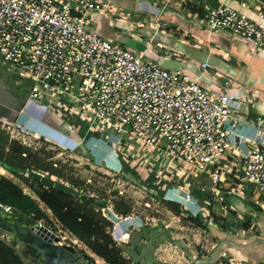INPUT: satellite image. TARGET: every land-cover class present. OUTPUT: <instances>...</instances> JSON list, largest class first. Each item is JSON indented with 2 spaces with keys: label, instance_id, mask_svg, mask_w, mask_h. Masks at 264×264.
<instances>
[{
  "label": "built area",
  "instance_id": "2783aa9c",
  "mask_svg": "<svg viewBox=\"0 0 264 264\" xmlns=\"http://www.w3.org/2000/svg\"><path fill=\"white\" fill-rule=\"evenodd\" d=\"M103 18L116 19L109 0H0V68L17 81H28L27 100L79 121V144L87 149L147 162L156 182L159 174L169 176L184 167L216 170L231 157L236 182L227 194L251 195L254 207H264V148L238 149L232 139L240 125L264 135V117L246 121L228 111L226 96L213 97L185 74L166 71L141 53L102 38L98 27ZM197 21L207 32L227 31L250 40L254 53L264 51V14L256 23L238 10L218 6ZM201 68L207 70L205 64ZM2 126L34 137L15 125ZM218 183L211 175V193L219 195ZM0 209L12 213L8 206L0 204ZM36 223L79 253L77 242ZM213 264L241 263L227 257Z\"/></svg>",
  "mask_w": 264,
  "mask_h": 264
},
{
  "label": "crops",
  "instance_id": "0c3cea01",
  "mask_svg": "<svg viewBox=\"0 0 264 264\" xmlns=\"http://www.w3.org/2000/svg\"><path fill=\"white\" fill-rule=\"evenodd\" d=\"M109 1L116 19L103 18L100 21L98 33L102 38L141 53L166 71L185 74L213 97L226 96L228 111L246 121L264 117V51L254 53L250 40L233 37L227 31L207 32L197 21L208 9L226 6L242 12L251 21L262 23L264 3L257 0ZM160 24L167 27L157 29ZM203 64L207 70L201 68ZM19 87L14 78L0 68V123L15 125L69 152L80 148L81 153L76 155L86 153L93 158L102 157V151L93 152L79 144L76 130L56 110L27 100L25 90ZM234 134L232 139L238 149L254 145L264 148V135L249 127L240 125ZM235 171L230 157L216 170L184 167L173 172L186 191L191 190L193 181L205 182L210 197L201 206L194 205L198 210L208 212L207 226L214 218L224 217L220 227L216 222L206 230H200L178 223V218L170 224L165 221L124 222L120 226L111 223L108 233L126 264H187L191 261L213 264L227 257L241 264H264V213L258 216L254 235L247 226L229 227L231 215H240L245 222L252 212L244 199L227 194L236 182ZM166 175L158 176L162 183H169L167 187H172ZM211 175L221 182L214 187L218 194L223 190L220 205L217 204L219 195L211 193ZM23 194L36 200L24 190ZM73 241L81 244L76 239ZM83 252L95 258L98 264H105L89 251Z\"/></svg>",
  "mask_w": 264,
  "mask_h": 264
},
{
  "label": "rangeland",
  "instance_id": "374dc122",
  "mask_svg": "<svg viewBox=\"0 0 264 264\" xmlns=\"http://www.w3.org/2000/svg\"><path fill=\"white\" fill-rule=\"evenodd\" d=\"M14 80L21 89L25 91L30 90L31 85L27 80ZM58 111L61 112V109ZM60 116L70 124L71 128L76 130L78 135L82 134L83 131L79 126L80 123L73 116H68L69 120L62 114ZM91 139L95 140L94 137ZM93 142L94 141H92V143ZM102 148L106 149L103 144ZM11 149H18L20 151L22 149L24 155H22V158L20 156L18 161H13L11 160ZM2 153L6 155V160L3 162L18 167L19 170L14 173L21 178L25 177L27 172L34 171V173L51 178L53 181L59 179V183L62 184V187L65 186L64 188L66 189L73 188V191L79 194L80 199L85 197L96 199L104 203V207L101 208L100 214L102 218L106 219L110 224L112 223L120 226L124 222L136 224L152 223L154 221H165L170 224L175 222V218H178V223L185 224L192 228L195 226L200 230L211 227L212 223L217 222L216 224L219 225V227L223 224L222 221L224 217L214 218L207 226L208 212L204 213L198 210L194 205L195 203L201 206V204H203L204 201L206 202L210 197V191H208V188H205L203 184L205 182L202 180V183L193 181L192 184L190 183L191 190L189 189L190 191H186L183 184L179 182L175 172L169 175L168 178L171 180L172 187H167L169 183H162V181L156 182L157 176L154 170L149 168L147 162L141 163L136 158L126 156L119 158L117 155L112 156L106 154L104 151H102V157L100 158H93L91 154L88 155L86 153L84 155H76V153L74 154L72 151L69 152L62 149L59 145L26 136L23 133H19L17 129L8 128L6 126L3 127L2 123H0V155ZM21 159H23V161L20 163ZM42 166L47 167L52 172H45L44 168H40ZM0 176L10 180L22 189V192L24 190L25 193L31 196L33 194L28 188L29 185H31L32 189L40 191L37 184H26L20 181V179L13 177L8 171L1 167ZM120 176L124 177L121 178ZM188 176L190 177L191 175L188 174ZM202 177L208 176L203 175ZM128 178L136 180L138 185L129 183ZM217 185H215V188ZM202 188L203 190L201 191ZM167 191H171V193L169 194ZM222 192L223 190L220 191L219 198L217 197V204L223 203V199L221 198L223 195ZM248 196V194L244 196L243 202L246 203V207L249 206L251 208V215L246 218L245 222H243V219H245L244 217L240 215H231L232 222L229 223V227L231 226L230 228L233 229L235 226H239V228H241V226H247L248 229L251 228L250 231L254 235L256 234L255 230L257 229L256 224L258 216L264 213V208L254 207L249 200H247ZM34 199H36L35 196ZM37 203L48 218L47 222L44 223L55 232L59 233L60 236L64 237L65 241L74 240L69 233L59 226L50 212H47L42 204L39 202ZM171 203L177 205L178 214H175L176 210H172L173 206ZM211 203H213V201H211ZM115 209H117V212ZM125 209H127V213L124 215L122 211ZM197 222L200 223V226L196 225ZM197 239H199V237H197ZM77 246L80 254H85L83 250L88 252L84 245L77 244Z\"/></svg>",
  "mask_w": 264,
  "mask_h": 264
},
{
  "label": "trees",
  "instance_id": "16d2710c",
  "mask_svg": "<svg viewBox=\"0 0 264 264\" xmlns=\"http://www.w3.org/2000/svg\"><path fill=\"white\" fill-rule=\"evenodd\" d=\"M11 153V160L13 161H18V158L20 156L22 158V155H24L22 149L21 151L11 149ZM5 157L6 155L3 153L0 155V167L2 169L8 171L13 177L20 179V181L26 184H37L40 191L32 189L31 185H29L30 192L36 197V200H33L23 194L22 189L13 182L0 176L1 205L8 206L14 213H20L36 222L42 221L44 223L47 222L48 218L40 209L37 203L39 202L50 212L54 220L64 231L84 245L91 254L102 260L105 264H126L120 255L119 248H117L107 232L111 224L102 218L100 214L104 203L85 197L80 199L79 194L73 191V188L66 189L64 188L65 186L62 187L59 179L53 181L51 178L34 173V171L27 172L25 177L21 178L14 173L19 170L18 167L3 162L6 160ZM22 161L23 159L20 160V163ZM40 168H44L45 172H52L45 166ZM171 204L173 206L172 210H176L175 214H178L177 205ZM115 211L117 212V209ZM122 212L125 215L127 209ZM196 225L200 226V223L197 222ZM25 254L29 255V252ZM0 264L23 263L14 255L12 250L0 242Z\"/></svg>",
  "mask_w": 264,
  "mask_h": 264
},
{
  "label": "water",
  "instance_id": "95a60500",
  "mask_svg": "<svg viewBox=\"0 0 264 264\" xmlns=\"http://www.w3.org/2000/svg\"><path fill=\"white\" fill-rule=\"evenodd\" d=\"M257 1L264 3V0ZM79 149L75 148L72 152L80 154ZM128 181L138 185L132 178H128ZM0 242L12 250L23 264L92 263L89 256L61 245L59 237L44 227H38L33 220L24 218L20 213H4L1 209ZM26 252H29V255H26Z\"/></svg>",
  "mask_w": 264,
  "mask_h": 264
}]
</instances>
